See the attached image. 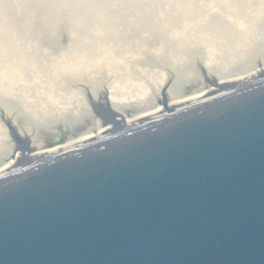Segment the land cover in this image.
Returning <instances> with one entry per match:
<instances>
[{
    "label": "bare ground",
    "instance_id": "1",
    "mask_svg": "<svg viewBox=\"0 0 264 264\" xmlns=\"http://www.w3.org/2000/svg\"><path fill=\"white\" fill-rule=\"evenodd\" d=\"M221 1V16L217 19L211 14L198 13L194 1H187L182 8L187 20L179 21L176 27H169L164 34L160 32L162 37L159 40H153L154 34L151 36L154 28L142 23L145 14L141 10L137 18L141 24L136 33L146 30L150 33L143 34V40L135 43L125 38L121 46L118 41L122 36L116 27H111L121 20L105 18L93 24L96 30L92 31V36L77 33L73 46L58 45L44 49L46 56H42V61L33 54L26 56L18 49L1 50L0 98L4 97L1 101L6 103V108L4 110L0 104V115L11 120L17 133L13 139L17 141L10 138L7 125L0 123V176L19 169L20 160L33 164L42 157H50L123 130L137 129L151 119L226 96L264 79V47L257 50L252 45L260 41L259 37L264 38V28L258 31L254 28L258 22L264 26V0ZM146 11H150L149 8ZM201 15L205 19H200ZM166 16L163 10L159 18L164 23L173 22ZM196 17L201 23L195 22ZM229 22L238 30L232 41L228 34ZM123 24L127 31L133 27L128 18L123 19ZM212 24L219 29V36L210 34ZM182 28L186 32L181 35ZM150 37L152 39L148 41ZM241 42L247 49L241 47ZM165 43H172L169 51L162 46ZM193 43L197 48L192 47ZM233 53H238L240 59L233 60ZM141 54L157 64L137 68L135 64L142 59ZM182 56L185 60L182 66L186 65L187 71L184 75L179 72L177 75L173 63ZM25 64L32 67L29 72ZM91 64L101 66L105 76L102 80L88 78L91 82L85 91L70 75L89 72ZM169 72L178 80L166 82ZM88 76L94 77L92 74ZM96 91L99 95L94 99ZM22 92L26 93L19 95ZM30 92L36 94L32 100ZM86 98L93 100V107ZM34 101L39 106L45 102L49 109H30ZM94 101L98 104L101 101L100 109L106 112L105 115H95ZM50 110H53V117L49 119L47 111ZM117 126H120L119 130ZM53 129L57 132L52 133Z\"/></svg>",
    "mask_w": 264,
    "mask_h": 264
},
{
    "label": "water",
    "instance_id": "2",
    "mask_svg": "<svg viewBox=\"0 0 264 264\" xmlns=\"http://www.w3.org/2000/svg\"><path fill=\"white\" fill-rule=\"evenodd\" d=\"M236 96L240 95L236 94L234 97ZM246 113L242 112L233 117L228 116L219 121L220 130L222 131L228 124H233L235 121L242 124V116H245ZM168 120L172 121V119ZM141 132L135 131L131 134L139 138L142 135ZM200 133H208V129ZM254 133L255 131L251 129L246 130L244 133H236L233 137L242 139L245 135ZM196 135L197 137L200 136ZM195 137L194 135L191 139L194 140ZM229 148V144L225 140V143L219 144L218 142V145L213 147L211 152L223 154L228 152ZM35 172L38 173V170H35ZM131 175V181L124 184L123 188H120L122 181L114 182V188L117 184L119 194L118 196H116V193L112 194L114 198L110 200L116 199L113 201V208L106 209L105 204L100 200L91 203L88 199H85L74 204L71 207L72 214L67 215L64 214L63 207H53L49 204L50 207L44 210V216L39 217L40 220L36 225V230L39 233H44L56 230V226H65L66 231L83 232L85 237L80 241L81 249L79 252L85 262L84 264H156L157 256L160 254L177 256L179 253H185L186 251L193 255V261L204 251L212 255L210 241L213 240V237L211 238V236L217 232H222V236H225L223 241H226L227 235L231 234V228L224 225L225 221L221 219L223 217L220 216L221 208L227 202L233 203V200L238 199L242 194L244 195L239 201L243 204L234 207L232 209L233 213L236 212L237 217L243 223H248L249 211H255L256 213L252 215L255 224L258 225L264 222L263 204L261 202L255 203L252 190L238 192V186L235 182H229L226 192L222 197H218L217 206L212 207L208 201H205L208 205L202 204L201 199L197 197L198 194L196 195L192 192V188H189L193 183L186 184L179 176H176L173 180H168V173H163L165 180L159 185L157 184V188L152 190L149 188L157 180L156 178L148 182H140L138 179L134 180L136 178L134 174ZM145 183H149V186ZM89 184L90 182H83L71 194H78L83 187H88ZM144 186H147V189H144ZM158 191L165 192L159 194ZM166 191L169 192V195L166 196L167 198L161 199ZM231 193L233 195L227 197ZM179 198H186L187 208L175 209V206L183 205L175 202V199ZM155 204L158 205L155 207ZM168 208H170V211L167 212ZM164 209L165 212H163ZM69 217L72 219L79 218L80 221L74 222ZM96 221L100 222L94 225ZM235 224V226L233 224L232 229L240 230L242 228L239 223ZM255 224V228L258 229ZM71 240L75 242L72 238ZM93 244H97V248H91L90 246ZM195 244L205 248L208 247V249H201ZM61 245L62 248H65V243ZM67 245L71 250L74 249L71 243H67ZM189 261L190 259H183L180 264H188ZM69 262L74 264L70 259L64 264ZM162 264L172 263L165 262ZM193 264L195 263L193 262Z\"/></svg>",
    "mask_w": 264,
    "mask_h": 264
},
{
    "label": "rangeland",
    "instance_id": "3",
    "mask_svg": "<svg viewBox=\"0 0 264 264\" xmlns=\"http://www.w3.org/2000/svg\"><path fill=\"white\" fill-rule=\"evenodd\" d=\"M187 1H194V7L197 9L198 13L202 12L206 15L211 14L216 16V19L219 15L221 16L219 8V6H223V2L221 0H0V51L18 49L25 53L26 56L33 54L37 59L42 61V56H46L44 49H49V47H56L58 45L73 46L75 35L77 33H83L86 37L92 36V31L96 30V27L93 24L105 18L117 19L119 21L121 20L118 24H113L111 26L116 27L117 31L122 36V38L118 41L121 46H123V43L126 40L125 38L128 39V42L135 43L136 40H143V34L148 35L150 33L149 30L136 33L141 24V22L137 20L141 10H143L146 15L142 16L144 20L142 23L150 24L155 30L154 32L152 31L151 34V36L153 34L155 35L153 40H159L162 37L159 35L160 32H163L164 34L169 27H176L180 24L179 21L187 20V14L182 11V8L185 4H187ZM146 8H149L150 11H146ZM222 9L224 11L227 10V8ZM163 10L164 14L167 15L166 18L173 20V22L164 23L160 20L159 16ZM124 18H128V20L133 23V27H129L128 31L123 24ZM200 19H205V17L201 15ZM200 19L196 17L197 21L195 22L197 24L201 23V21H199ZM230 22V29L229 27L227 28L230 32L228 33L229 39L231 37L232 41L238 35V30L235 29L234 25ZM183 24L186 26V23ZM262 24V22H258L254 28L258 31L259 29L264 28ZM212 27L213 31L210 34L219 36V29H217L213 24ZM185 32L182 28V33L180 34L182 35ZM220 34L224 33L221 32ZM72 35L74 36L72 37ZM65 36L66 42L62 44ZM177 36L179 37L180 35ZM251 37L257 36L251 35ZM175 38L177 37H174V39ZM150 39L152 38L150 37L148 41H150ZM259 40L260 41L257 42L250 40L251 43L253 42L252 45L257 48V50L264 47V38L259 37ZM243 44L244 43L241 42V47H245V49H247L246 44H244V46ZM162 46L165 47L166 51H169L172 43H170V45L169 43H165L162 44ZM192 47L197 48L194 43L192 44ZM244 54H247V52L244 51ZM140 56L142 59L138 60L135 64L137 68L157 64L152 59L150 60V57L145 54H141ZM194 57L195 56L193 55L192 58ZM239 59L238 53L236 55L233 53V60ZM183 62H185V60L182 56L181 59L173 63V66H176L177 68V75L178 72L179 74L184 75L187 71L186 65L182 66ZM179 66H182V68ZM91 67L92 68L89 69V72H80L78 74L70 75L72 80H74V82L78 84V86H81L84 90L87 88L86 86L89 87V82H91L88 78L93 80H102L104 79L102 77L105 76L101 66L91 64ZM196 68L198 69V66H196ZM25 69H29V72L32 67L25 64ZM119 70L120 68L118 71ZM170 70L173 71L171 68ZM198 72L200 74V71ZM88 73L92 74L94 77H89ZM171 75L173 74L169 72L166 77V82H170L171 80L174 81L176 77H171ZM85 91H87V89ZM24 93L26 92H22L19 95ZM31 93L32 92H30L29 98L32 100L33 96L36 94ZM84 95L87 97L86 94ZM98 95L99 91L94 92L93 98L95 99ZM2 98H0V104L3 105V109L5 110L6 103L1 101ZM86 102L93 107V100L91 98H86ZM94 102L97 106L101 103V101H98L99 104L97 101ZM96 105L94 108L97 107ZM29 107L30 109L40 108V111H42L45 107L47 110L49 109L45 106V102H42L41 106H39L36 104V101L32 102ZM52 113L53 110L47 111L49 119L53 117ZM0 116H2L0 123L3 124V115ZM16 127H18V124H16Z\"/></svg>",
    "mask_w": 264,
    "mask_h": 264
}]
</instances>
